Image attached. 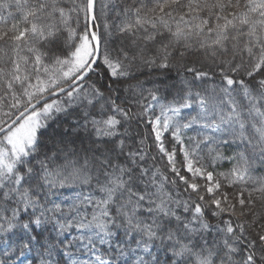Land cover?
I'll use <instances>...</instances> for the list:
<instances>
[{
    "label": "snow or ice",
    "instance_id": "obj_1",
    "mask_svg": "<svg viewBox=\"0 0 264 264\" xmlns=\"http://www.w3.org/2000/svg\"><path fill=\"white\" fill-rule=\"evenodd\" d=\"M264 264V0H0V264Z\"/></svg>",
    "mask_w": 264,
    "mask_h": 264
},
{
    "label": "trees",
    "instance_id": "obj_2",
    "mask_svg": "<svg viewBox=\"0 0 264 264\" xmlns=\"http://www.w3.org/2000/svg\"><path fill=\"white\" fill-rule=\"evenodd\" d=\"M33 259L32 255L30 254H25L24 256H20L16 260V264H29V261Z\"/></svg>",
    "mask_w": 264,
    "mask_h": 264
}]
</instances>
